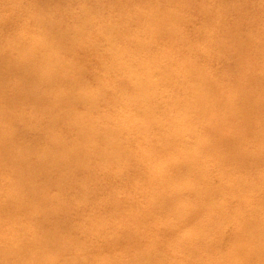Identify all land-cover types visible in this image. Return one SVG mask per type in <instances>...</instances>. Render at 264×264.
<instances>
[{
    "label": "bare ground",
    "instance_id": "obj_1",
    "mask_svg": "<svg viewBox=\"0 0 264 264\" xmlns=\"http://www.w3.org/2000/svg\"><path fill=\"white\" fill-rule=\"evenodd\" d=\"M1 1L0 264H218L206 250L214 245L234 246L240 253L225 255L242 264L241 250L249 245L242 238L220 229L185 232L264 227V196L256 194L264 181L248 185L231 172L264 160V7L255 11L244 0L250 16L243 19L244 12L229 17L193 0H44L32 17L34 0L29 8ZM177 9H192V18L199 13L205 23L189 33L191 17ZM134 22L168 52L198 48L212 64L216 49L233 54L229 60L240 74L232 92L240 96L225 111L205 105L224 95L220 86L230 81L220 75L226 71L204 72L184 57L188 76L210 84L179 104L182 123L215 128L210 141L191 148L180 141V130L154 120L145 66L132 58L148 40H134ZM127 35L129 41L120 42ZM139 97L153 109L130 104ZM119 103L135 114L116 123ZM35 131L41 142L32 140ZM125 175L137 184L124 196L114 192L111 202L96 201ZM222 199L234 203L232 211ZM90 212L98 215L86 223ZM38 215L43 220L36 221Z\"/></svg>",
    "mask_w": 264,
    "mask_h": 264
},
{
    "label": "rangeland",
    "instance_id": "obj_2",
    "mask_svg": "<svg viewBox=\"0 0 264 264\" xmlns=\"http://www.w3.org/2000/svg\"><path fill=\"white\" fill-rule=\"evenodd\" d=\"M33 0H14V2H20L23 5L27 6L28 8L31 7ZM44 0H34L35 6L33 9L31 8L32 17L37 14V12L41 9L40 2ZM221 0H193V5L196 3L197 5L204 6L206 9H217L220 11H224L228 13L229 17L237 16L240 14V12H244L241 16L243 19L248 18L250 16V13H248V10L244 6V0H224L225 6L220 3ZM8 1H3V3H7ZM12 2V0H11ZM10 2V4H11ZM229 2L234 4V8H229ZM252 3L255 4V11H261L264 7V3L261 0H251ZM2 4V1L0 0V5ZM195 4V5H196ZM39 5V6H38ZM38 6V7H37ZM75 7H78L75 5ZM43 9V8H42ZM44 12V11H43ZM195 13L192 9L186 10L185 13L177 9V15L184 16L186 18L191 17V21L187 24L185 27L186 31L189 33H195L199 27H201L205 23V17L199 13H196L195 18H192V14ZM38 15V14H37ZM8 16V15H7ZM39 17V16H38ZM43 17V16H42ZM105 18H110L111 14L107 12L104 15ZM72 24V22H71ZM256 25L259 26V24L256 22ZM132 28L135 30V37L134 40L138 43L143 40L147 39L148 44L143 46L141 50H139L137 56H132V58L136 59L138 62L143 63L145 74L143 75L144 79L147 81L146 91L152 95V104L156 106V110H154L153 118L157 122L158 125H162L165 128H172L173 130H177L179 132L180 130V141L183 143H186L191 148H194L196 145H199L201 141H210L206 139V137H210L211 135L215 134V128H202L194 123L192 124H183L182 120L183 117L186 115L185 111L181 109L179 104H186L187 102L191 101L196 95L197 92L201 91H208L209 90V84L205 82L204 78H199V75H192L191 77L188 76L185 65L187 64L186 60L191 59L194 61V64L203 67L204 72L210 71H218L220 69H224L226 72V76L220 75L222 79L229 78L230 82H227L225 85L220 86V79L217 78V81L219 82V86L221 90L223 91L224 95L219 94L218 100H212L208 103L206 108L210 109V107H217L218 105H221L220 110L225 111L226 108L224 105L230 104L232 100V105L236 100L239 99L240 93L236 94L232 92V83L235 82L239 78L238 73V67L230 62L229 59H232L233 54L228 52L227 49L225 50V53L220 50H215V56L216 61H214V64L209 63L206 61L203 53L198 50V48L193 49L194 54L192 53H186L185 49H181V46L179 45L178 48H173L171 51H167L166 48L163 47V41H157L154 39H151L150 36H147L146 32L143 30V27L139 25V22H134L132 25ZM233 26H227L225 27V31L232 29ZM243 31H246L247 28L243 27ZM237 31H234V34H237ZM219 35H224V33H219ZM131 39L133 36L129 35ZM217 36V35H216ZM228 39H231L232 37L230 35L227 36ZM128 40L127 37H122L120 42H125ZM201 43V42H200ZM205 44V43H204ZM202 47V46H201ZM131 48H135L132 46ZM160 50H163L164 52L159 53ZM214 52V48H213ZM224 61V62H223ZM205 62V63H204ZM223 64H226V67L223 66ZM222 65V66H220ZM232 69V70H230ZM230 71H234L236 73V78L230 74ZM140 73V72H139ZM204 74V73H203ZM131 75L126 76L129 79ZM199 76V77H198ZM240 89L241 87V79H239ZM213 84V82H212ZM129 86L133 90L134 86L132 85L131 81H129ZM138 103H135V100H130V104L132 106L135 105H145L147 107L152 108L144 99V97L141 99L140 97L136 99ZM84 106V105H83ZM153 109V108H152ZM116 115H120V118L116 120L117 122H122V119L124 117H132L133 114H135L134 108L122 103H119L117 107L114 110ZM188 114V113H187ZM11 116V115H10ZM46 116V115H45ZM11 121V118H10ZM17 121V123H22V121ZM162 121V122H161ZM36 123V121H33ZM130 123V122H127ZM135 123L138 126L142 125V122L140 120H135ZM237 124V123H236ZM31 125V124H30ZM33 126V125H31ZM34 127V126H33ZM8 130V129H7ZM162 130V129H160ZM38 131H35L31 134L32 140L37 141L35 143L41 142V138L39 137ZM137 136L138 134L135 133ZM249 145L248 149H254V145L250 142L247 143V146ZM253 151V150H250ZM259 151L262 153L261 155L264 156V143L259 149ZM250 153V152H249ZM232 170V169H231ZM234 172L236 175L239 174L241 176V179L247 183L248 185H254L256 181L260 183L262 180L264 181V160L261 161V163H258L256 166H251L249 171L247 170H240V171H231ZM6 173L3 172L2 176H4ZM235 174H233L235 176ZM119 184L118 186L120 188H123V191H119V188H117L115 185ZM133 184H137V181L135 182V179L133 177H128L125 175L122 179L121 183H115L114 185H109V188L106 191L101 192L96 197V201H104L107 200L108 202H111L115 199L114 192H118L121 196H124L126 194V191L128 188L133 186ZM257 195L264 196V189H257L256 191ZM220 199V198H219ZM228 206L229 210H233V204H230L226 199H222ZM93 213V212H92ZM91 212L88 214H85L83 216V219L86 220V223H89V220L96 215L97 213ZM42 215L36 216V221L43 220ZM49 220L50 223L52 222ZM81 220V218H80ZM36 224V223H35ZM39 227V226H36ZM199 229L202 230L204 233L208 232H218V230H221L220 234H225L230 238L239 237L244 240L242 244H249L247 246L248 249H246V252H244V249L241 250V258L239 259L240 263L242 264H264V247L261 245H264L261 240L258 239L257 236L264 237V227H189L188 231L185 233L194 234L195 231H199ZM259 241H258V240ZM257 244L261 247H254V245ZM260 244V245H259ZM206 249V248H205ZM206 250H208V253L214 254L219 258L217 261H219L218 264H233V259H230L227 255V253L235 252L238 250L234 246H210ZM240 253V251L238 252ZM245 254V255H244ZM205 260V263L207 262L206 258H202V261ZM235 264V263H234Z\"/></svg>",
    "mask_w": 264,
    "mask_h": 264
}]
</instances>
